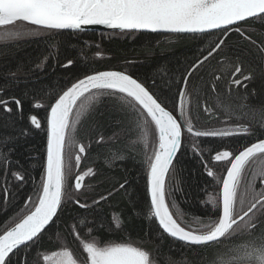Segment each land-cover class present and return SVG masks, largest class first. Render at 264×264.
I'll return each instance as SVG.
<instances>
[{
    "label": "trees",
    "instance_id": "1",
    "mask_svg": "<svg viewBox=\"0 0 264 264\" xmlns=\"http://www.w3.org/2000/svg\"><path fill=\"white\" fill-rule=\"evenodd\" d=\"M244 27L247 34H251L252 39L259 44L264 28L259 24H246ZM7 31L18 35L0 39V85L7 82L6 95L21 99L22 112H18L15 105H11V113L0 110V138L19 137L11 158L19 161L26 179L18 183L8 176L11 189L9 198L0 202V233L27 214L31 208V205L25 208L27 197L35 199L44 172L47 133L46 130L31 126L29 116L37 115L42 128L46 129L48 105L54 102L49 99L50 93H62L71 83L94 71L120 70L143 82L164 101L169 110L173 109L174 104L177 109V94L183 76L198 59L207 55L218 38H222L220 31L207 37L204 34L161 35L139 32H47L37 35L34 27L22 23L8 26ZM4 32L5 29L0 28V36ZM245 47L254 57L255 45L233 32L222 50L205 61L188 80V110L191 109L195 129L223 130L243 126L248 127L251 134L240 133L226 138L202 137L196 140L185 133V146H182L173 163L175 172L170 169L168 173L165 188L170 211L186 229L199 230L196 218L203 222L216 218V208L205 201L210 197L218 198L221 180L228 166L223 162L212 161L210 167L215 176L209 177L201 157L192 151L194 140L208 150L227 148L236 151L264 138V127L259 125L257 113L253 111L264 106V79L257 76L252 81L244 82L246 88L243 85L237 87L230 84V74L221 70L225 65H234L238 50ZM45 57L48 59L44 68L37 69L36 65ZM69 59L74 64L69 68L62 67ZM261 69L264 70V65ZM217 76L220 79H215ZM213 84L216 86L215 91H212ZM194 89L199 92V97ZM95 95L98 99L82 97L72 113L73 121L76 114L80 113V123L76 126L75 142L66 148V162L70 164L71 171L66 184L65 203L55 225L47 230L38 245L26 253L29 264H44L41 254L57 251L62 245L83 261L81 242L92 240L93 237L101 245L131 243L148 251L156 264H190L196 250L167 236L155 217L151 220L146 218L145 211L150 205L148 165L143 146L132 144L139 130L129 131L126 125L118 123L120 115L114 110L112 100L99 93ZM218 96L225 103L230 102L234 110L229 112L218 106ZM36 99L45 106L34 108ZM205 105L208 111L204 110ZM22 129L29 134L20 136ZM101 136L103 141L97 143ZM155 142L156 134L152 131L149 155ZM80 145L85 147L84 153L79 152ZM77 155L81 157L79 165L75 159ZM119 155L124 158L116 159L115 156ZM203 159L210 161L209 151H205ZM89 168L95 175L89 173L77 192L73 177ZM261 168H264V157L254 158L247 167V179L256 177ZM13 170H16L15 165ZM255 183L259 190V180L256 179ZM3 184L4 181L0 180V186ZM109 192L111 195L107 200L92 204L93 199ZM74 199L90 206L81 208L73 203ZM82 219L85 221L84 226L80 225ZM74 233H78L79 238ZM24 255L22 250L13 260L19 259L22 264ZM211 255L212 249L209 248L206 256L211 258Z\"/></svg>",
    "mask_w": 264,
    "mask_h": 264
},
{
    "label": "snow or ice",
    "instance_id": "2",
    "mask_svg": "<svg viewBox=\"0 0 264 264\" xmlns=\"http://www.w3.org/2000/svg\"><path fill=\"white\" fill-rule=\"evenodd\" d=\"M18 22L35 26L37 35L62 30L83 32L85 26L104 25L109 29L128 33L147 30L198 33L204 34L205 37L214 34L213 30H219L222 38H218L207 51V55L198 59L183 76L182 86L177 94L178 99L183 98L179 103V115L175 114V104L173 109L169 110L155 92L123 71H94L71 83L62 93L53 91L49 94V99L54 102L48 105L46 129L42 128V122L37 115L29 116L31 126L46 130L47 133L44 172L37 186L35 199L29 196L25 201V208L31 205L27 214L15 222L14 226L6 227L0 233V264H21L19 259L14 261L13 257L22 250L25 252L22 264H29L26 253L39 244L47 230L59 219L71 171L70 164L66 162V148L75 142L76 126L80 123L79 112L76 119H72L73 108L81 97L88 100L98 99L95 93L112 100L114 110L120 115L118 123L126 125L129 131L139 130L137 139L133 140L132 144L143 146L148 165V191L151 201L145 211L146 218L151 220L155 217L164 233L196 250L190 264H264V168H261L253 179L246 177L250 162L254 158L264 157V139H257L256 142L236 151L227 148L208 150L194 140L192 151L201 157L209 177L215 176L210 167L212 161L228 165L218 198L205 201L216 208L217 216L215 219L210 218L208 222L196 218V223L200 225L199 230L181 226L165 199V177L170 169L175 172L173 160L182 146H185V133L196 140L202 137L226 138L240 133L251 134L250 129L243 126L223 130L195 129L191 109L185 111L184 103L188 98L187 85L192 73L210 57L218 54L233 32L255 45L256 54L253 57L246 47L241 48L238 50L237 62L221 69L230 74V84L237 87L243 85L246 88L245 81H252L257 76L264 79V70L261 69L264 65V35L260 36L257 44L244 27L246 24H259L264 28V0H0V28L5 29L0 39L18 35L7 31L8 26H18ZM47 59L48 57H45L36 68L42 70ZM73 64L74 61L69 59L61 66L69 68ZM153 83L155 84V81ZM215 88L213 84L212 91H215ZM6 89L7 82L0 85V110L11 113V105H15L16 110L22 112L21 99L6 95ZM194 91L199 97V92L195 89ZM217 101L218 106L224 107L226 111L234 110L233 105L230 102L225 103L221 97L218 96ZM44 106L39 99L33 104L34 108ZM81 109H84L83 103ZM204 110L208 111L207 105ZM253 111L257 113L259 125L264 127V106ZM152 131L156 134V142L149 155ZM28 134L27 130L22 129L19 135ZM18 139L19 137L12 136L0 138V180L4 181L0 186V202L9 198V175L18 183H23L26 179V173L19 161H13L11 158ZM102 141L103 136L97 143ZM205 151H209L210 161L203 159ZM79 152H85L83 145L79 146ZM212 152L214 155H211ZM115 158L123 159L124 156ZM75 159L79 165L81 157L77 155ZM13 165L16 170H13ZM88 172L95 175L90 168ZM75 179L74 188L79 192L84 177L77 176ZM256 179L259 180V190ZM120 187L123 188L124 185L121 184ZM110 195V192L107 195H99L98 199H93L92 204H99ZM73 203L81 208L90 206L81 203L79 199H74ZM80 225H85L83 219ZM74 234L79 238L78 233ZM82 244L86 253L85 264H150V253L131 243H105L101 246L93 237L91 241ZM209 248L212 249L211 258L206 256V250ZM42 259L49 264H78L73 252L68 248L44 255Z\"/></svg>",
    "mask_w": 264,
    "mask_h": 264
},
{
    "label": "water",
    "instance_id": "3",
    "mask_svg": "<svg viewBox=\"0 0 264 264\" xmlns=\"http://www.w3.org/2000/svg\"><path fill=\"white\" fill-rule=\"evenodd\" d=\"M18 23H22V24H24V25H27V26H30V27H34L35 28V26H32V25H28L26 22H18ZM214 32H216V31H219V30H213ZM60 32H71V33H78V32H80V31H72V30H62V31H60ZM83 32H100V33H110V32H121L120 30H113V29H109V28H107L106 26H104V25H89V26H85V28H84V31ZM133 32H139V33H154V34H161V35H195V34H192V33H170V32H164V31H158V32H151V31H147V30H141V31H133ZM82 33V32H81ZM198 34V33H197ZM103 71H108V70H103ZM115 71H120V70H115ZM128 74V73H127ZM81 78H83V77H81ZM134 78V77H133ZM71 86V85H70ZM69 86V87H70ZM95 90H93V92H94ZM87 95V94H86ZM82 98V97H81ZM180 99H182V98H180ZM180 99H179V101H178V107H177V111H176V115H179V103H180ZM79 102V101H78ZM77 102V103H78ZM75 108V107H74ZM74 108H73V111H74ZM261 139H264V138H261ZM257 141V140H256ZM256 141H254V142H256ZM254 142H252V143H254ZM46 145H47V143H46ZM250 145V144H249ZM248 146V145H247ZM243 149V148H242ZM241 149V150H242ZM179 153V152H178ZM178 153L176 154V156H175V158H174V160H173V163H174V161H175V159H176V157H177V155H178ZM45 162H46V153H45ZM45 162H44V164H45ZM167 176H168V174H166V177H165V185H166V179H167ZM224 176H226V170H225V172H224V174H223V177ZM223 177H222V179H223ZM222 181V180H221ZM222 187V184H220V188ZM147 190H148V179H147ZM219 192H220V189H219ZM148 197H149V202L151 201V195H150V192L148 191ZM165 199H166V197H165ZM166 203H167V201H166ZM155 220H156V222H157V224H158V220L155 218ZM18 222V221H17ZM178 222V221H177ZM12 226H14V224L12 225ZM158 226H159V224H158ZM182 226V225H181ZM11 227V226H10ZM160 227V226H159ZM162 231H163V229L162 228H160ZM167 236H169L167 233H165ZM170 237V236H169ZM172 238V237H171ZM172 239H175V240H177V241H179L178 239H176V238H172ZM180 242H182V243H184L183 241H180Z\"/></svg>",
    "mask_w": 264,
    "mask_h": 264
},
{
    "label": "rangeland",
    "instance_id": "4",
    "mask_svg": "<svg viewBox=\"0 0 264 264\" xmlns=\"http://www.w3.org/2000/svg\"><path fill=\"white\" fill-rule=\"evenodd\" d=\"M182 99H183V98H182ZM188 99H189V98H187V101H185V103H184L185 111H188V106H189ZM75 157H76V156H75ZM87 175H89V172H88V171H86V172H81V173H76L75 176L73 177V184H75V182H76V179H75V178H76L77 176H83L84 179H85ZM83 182H84V180L82 181V184H83ZM210 198H212V197H210ZM89 241H91V240H89ZM89 241H85V242H89ZM101 246H103V245H101ZM133 246H135V245H133ZM63 248H68V247L65 246V245H62V247H61L60 249H58L57 251H54V252H59V251H61ZM68 249H69V248H68ZM81 249H82V254H83V258H84V260L81 261L80 259H78V258L75 257V256H74V258L77 259L78 264H85L86 253H84V251H83V244H82V242H81ZM69 250H70V249H69ZM51 253H52V252H45V253H42V254H41V256H40V257H41V261H42L44 264H49V262L43 261L42 257H43L44 255H51ZM73 255H74V254H73ZM150 264H156V263L152 260L151 256H150Z\"/></svg>",
    "mask_w": 264,
    "mask_h": 264
}]
</instances>
